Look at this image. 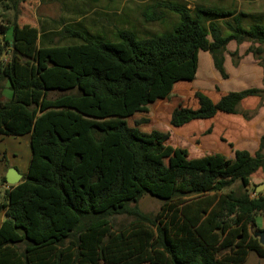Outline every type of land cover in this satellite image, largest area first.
Instances as JSON below:
<instances>
[{
    "label": "trees",
    "instance_id": "16d2710c",
    "mask_svg": "<svg viewBox=\"0 0 264 264\" xmlns=\"http://www.w3.org/2000/svg\"><path fill=\"white\" fill-rule=\"evenodd\" d=\"M24 1L0 0L14 13L13 21H0V137L30 135L32 152L25 181L10 186L2 177L8 188L0 205L6 211L0 264H244L251 254L264 260L254 234L262 232L264 194L251 189L253 176L264 171V135L254 154L235 150L230 172L225 163L168 167L158 158L169 134L143 133L127 122L168 99L178 84H191L201 51L227 78V45L264 46V25L245 27L231 12L174 5L179 21L171 32L139 38L122 30L111 42L65 28L62 39L81 43L52 45L39 28L19 23ZM214 15L234 16L225 23L228 35ZM195 98L196 108L173 110L171 126L237 115L244 101L264 99V88L217 102L202 92ZM169 179L160 213L142 212L140 199ZM116 216L134 221L116 231Z\"/></svg>",
    "mask_w": 264,
    "mask_h": 264
},
{
    "label": "rangeland",
    "instance_id": "374dc122",
    "mask_svg": "<svg viewBox=\"0 0 264 264\" xmlns=\"http://www.w3.org/2000/svg\"><path fill=\"white\" fill-rule=\"evenodd\" d=\"M174 5L186 6L192 12L197 8L231 12L239 17L240 23L245 27L264 25V0H25L21 4L19 16L22 23L43 31L47 42L52 45L81 43L79 39H62L61 34L65 33V28L80 31L91 39L116 42L122 30H131L139 38L173 31L179 21V14L171 8ZM234 16H213L224 35L229 34L225 23H233ZM5 17L13 21L14 13H8L0 7V20ZM224 57L227 78H222L217 72L210 53L201 51L198 72L191 84H178L168 99L151 105L147 113L127 119L129 126L140 132L150 134L159 131L169 134V139L165 142L166 153L158 158L164 165L170 167L185 162L191 166L206 168L225 163V172H230L237 166L234 164L235 150H247L251 154L257 151L264 135V99L251 98L244 101L237 115L221 113L211 120L191 122L180 128L170 124L175 108L198 106L196 92H202L217 102L231 92L264 88L263 45L251 42L237 44L232 41L227 45ZM6 93L1 97L4 101L10 95L9 91ZM57 95L59 94L52 93L50 98ZM88 119L105 121L95 117ZM141 119H146L147 122L137 125ZM11 149L17 152L15 154L19 157V162H27L30 151L28 147L11 146ZM262 179L264 171L253 176L252 191L255 189L258 192V180ZM170 184L169 179L162 188H149L137 204L139 209L157 216L169 195ZM239 186V182L235 184V187ZM5 189L0 177V205L4 202ZM252 196H255L254 192ZM135 205L131 204V207ZM2 216L6 217L5 210L0 211V219ZM133 221V218L127 216H116L112 219V224L116 231H121ZM257 222L260 224V218ZM244 264H264V260L251 254Z\"/></svg>",
    "mask_w": 264,
    "mask_h": 264
},
{
    "label": "crops",
    "instance_id": "0c3cea01",
    "mask_svg": "<svg viewBox=\"0 0 264 264\" xmlns=\"http://www.w3.org/2000/svg\"><path fill=\"white\" fill-rule=\"evenodd\" d=\"M21 9V5H20ZM10 12V11H9ZM8 12V13H9ZM4 17V16H3ZM10 19L8 17H5L4 20L0 21H9ZM19 23L22 24L21 22V17H19ZM24 24V23H23ZM8 38V36H7ZM9 57L8 55L4 56V60H8ZM7 92V91H6ZM7 94V93H5ZM11 96V93L9 97ZM30 135L22 136V137H0V177H6V174L11 168L16 169L18 173L22 175V179L20 181L23 182L25 181V176L28 172L32 152L30 148ZM11 146L14 147H28L30 149L29 154H28V159L27 162H19V157L15 154L17 153L15 150L11 149ZM256 178V177H255ZM254 178V179H255ZM259 183L257 184V189H262V193L264 194V179L258 180ZM3 185V183H2ZM4 188H6L5 185H3ZM6 217L2 216L0 219V226L2 225L3 221L5 220ZM260 218V224L257 222V229L264 231V214H260L257 217V220ZM256 231V229L254 230ZM255 233V232H254Z\"/></svg>",
    "mask_w": 264,
    "mask_h": 264
},
{
    "label": "water",
    "instance_id": "95a60500",
    "mask_svg": "<svg viewBox=\"0 0 264 264\" xmlns=\"http://www.w3.org/2000/svg\"><path fill=\"white\" fill-rule=\"evenodd\" d=\"M21 179H22V175L18 173L14 168H11L6 174L7 184L10 186H17L18 184H20ZM257 190L258 192L262 191V189L260 188ZM255 235L259 237L260 243L264 245V231L257 232V234Z\"/></svg>",
    "mask_w": 264,
    "mask_h": 264
},
{
    "label": "built area",
    "instance_id": "2783aa9c",
    "mask_svg": "<svg viewBox=\"0 0 264 264\" xmlns=\"http://www.w3.org/2000/svg\"><path fill=\"white\" fill-rule=\"evenodd\" d=\"M8 187L6 186V189H7Z\"/></svg>",
    "mask_w": 264,
    "mask_h": 264
}]
</instances>
